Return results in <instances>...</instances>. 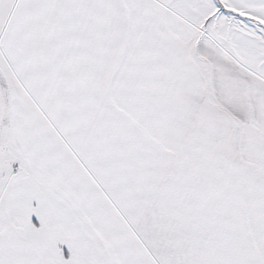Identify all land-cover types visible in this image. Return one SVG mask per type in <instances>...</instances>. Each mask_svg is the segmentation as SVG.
I'll use <instances>...</instances> for the list:
<instances>
[{"label":"snow or ice","instance_id":"6c2138e0","mask_svg":"<svg viewBox=\"0 0 264 264\" xmlns=\"http://www.w3.org/2000/svg\"><path fill=\"white\" fill-rule=\"evenodd\" d=\"M0 264H264V0H0Z\"/></svg>","mask_w":264,"mask_h":264}]
</instances>
